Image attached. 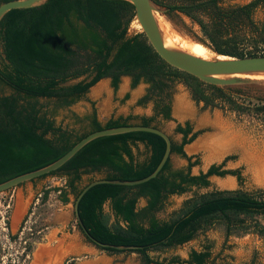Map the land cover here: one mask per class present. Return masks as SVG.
<instances>
[{"label": "trees", "instance_id": "1", "mask_svg": "<svg viewBox=\"0 0 264 264\" xmlns=\"http://www.w3.org/2000/svg\"><path fill=\"white\" fill-rule=\"evenodd\" d=\"M3 1L6 0H0ZM152 1L166 13L182 14L196 23L208 42L199 41L215 53L232 57L264 55V24L253 19L256 8L264 9V0L241 4H225V0ZM133 20V6L126 0H45L3 14L0 19V83L11 93H0V182L52 162L92 131L125 124L159 128L155 118L160 115L164 120L170 119L169 97L177 82L188 88L194 101L205 106L241 113L252 110L264 116V94L259 89L251 85L208 84L168 65L141 31L129 33ZM246 46L251 49L245 50ZM121 76L130 77L131 87L139 82L147 84L139 102L155 97L152 116H141L136 123L130 121L131 116L109 117L101 122L91 103V111L83 117L87 124L77 130L55 125L37 103L38 98L71 103L106 77L115 89ZM237 97L256 100L257 104L247 106ZM174 131L181 139L176 143L170 138L169 156L155 177L135 185L97 183L78 201L79 218L95 240L140 245L141 248L100 247L81 232L88 242L106 252H136L138 264H215L219 254L212 255L209 240H205L199 250L190 249L185 258L173 255L157 259L150 256L148 250L183 244L199 232H205L214 218L224 224L226 236L238 227L250 229L264 238V225L256 219L248 222L245 218L264 216V189L251 193L215 191L194 200L169 221L158 222L151 216L167 196L181 194L190 186H207L209 176L229 174L238 182L241 180L238 169L222 168L223 163H212L205 171L191 174L190 167L197 160L186 155L183 146L192 141L197 132L192 131L187 121L176 123ZM164 147L160 136L147 131L93 138L55 170L37 177L64 179L62 186L45 189L41 201L46 200L49 190L57 191L61 202L67 201V194L75 197L84 174L91 176L86 183L94 179V175L117 180L141 178L155 168ZM138 150L141 152L137 153ZM172 153L185 159V169L170 167ZM140 197L145 199V205L137 211ZM104 203L124 222V229H111L106 224L102 215ZM140 218L146 219V225L138 222ZM75 224L80 230L77 222ZM256 263L251 258L238 264Z\"/></svg>", "mask_w": 264, "mask_h": 264}, {"label": "rangeland", "instance_id": "2", "mask_svg": "<svg viewBox=\"0 0 264 264\" xmlns=\"http://www.w3.org/2000/svg\"><path fill=\"white\" fill-rule=\"evenodd\" d=\"M249 0H225V4H241ZM169 31L184 38L199 51L212 57L215 53L209 46L201 43L203 39L208 42L200 32L196 23L188 17L178 13H165L162 15ZM253 19L258 24H264V9L256 8ZM139 30L136 21L133 20L129 33ZM207 44V43H206ZM251 49L246 46L245 50ZM224 54H218V57ZM228 56V55H225ZM72 82L69 81L68 83ZM264 94V79L251 85ZM147 84L139 82L130 86V77L121 76L118 85L113 89L108 77L100 79L95 87H90L83 97L63 104L55 99L38 98L37 103L52 118L55 125L80 129L87 124L83 117L91 111V103L99 121L103 122L109 117L131 116V122H138L141 116H152L154 113L155 97L145 102H139L146 93ZM0 93L9 94L11 90L0 83ZM127 94V96H125ZM180 96V102L175 104V96ZM237 100L247 106L257 104L253 99ZM170 119L164 120L160 115L155 122L161 130L178 143L181 135L174 131L176 123L183 124L187 121L193 132H197L192 141L183 146L186 155L192 156L197 163L190 167L191 174L204 171L210 164H222L225 169H238L241 180L238 182L234 175L209 176L208 185L197 187L190 186L181 194L167 196L159 209L153 211L151 216L158 222L169 221L181 213L185 207L202 195H208L215 191H240L251 193L258 189H264V116L252 110L236 112L228 109L205 106L200 101H194L188 88L181 82H177L169 97ZM185 119V120H184ZM141 149V147H139ZM219 149V150H217ZM217 150V152H216ZM138 150L137 153H140ZM140 156V155H139ZM226 156H231L224 159ZM170 167L172 169H185L184 158L172 153L170 155ZM90 175H82L78 183L81 187L86 183ZM92 177H99L94 175ZM64 179L57 176H45L32 181H26L12 189L0 192V264H26V254L29 253L32 242L39 236H53L54 225L68 222L62 232L66 236H82V240L88 242L76 226L73 215V195H68L67 213L64 203L58 199V192L49 190L45 201H41L42 192L54 186H62ZM17 202L20 203L22 213L13 222L11 219L13 209ZM145 205V199L140 197L136 203L138 211ZM102 215L106 224L111 229H124L125 224L116 218L108 203L102 205ZM246 220L256 219L264 225L263 215L246 216ZM139 223L146 225V219H139ZM73 226V227H72ZM50 231V232H49ZM205 240L212 243V255L217 254L215 264L246 263L254 258L256 264H264V238L256 235L250 229L234 227L226 236L224 224L217 220H211L205 232H199L194 238L174 247H159L149 249L148 253L153 258L161 259L177 255L185 258L190 249L199 250ZM92 252L102 254L106 264H138V254L133 251L106 252L90 243ZM29 248V249H28ZM86 256L91 253L86 252ZM72 262V261H71Z\"/></svg>", "mask_w": 264, "mask_h": 264}, {"label": "water", "instance_id": "3", "mask_svg": "<svg viewBox=\"0 0 264 264\" xmlns=\"http://www.w3.org/2000/svg\"><path fill=\"white\" fill-rule=\"evenodd\" d=\"M44 1L45 0H6L0 2V19L3 14H5L10 9L27 8L38 5ZM126 1H128L133 6L134 20L139 26V31L144 34L148 43L156 52V54L168 65L181 71H184L196 77L202 82L221 87L252 85L262 80L244 77L242 75H264V55H251L242 57L221 55L224 56V58L218 57V54L210 58H202L193 55L179 47L170 45L165 42L162 29L159 27L158 22L156 20V13H159L161 15H164L166 13V10L164 8L159 7L152 0ZM128 131H147L160 136L164 140V151L155 168L149 174L134 180H117L107 179L103 177L94 178L79 187V191L73 199L72 208L74 218L81 232L88 240H90L95 245L114 249H139L141 248L140 245H115L95 240L83 226L78 215L77 205L83 193L94 184L110 182L121 185H135L155 177L164 162L166 161L167 157L169 156L171 144V139L169 135L160 128H156L152 125L125 124L92 131L80 138L78 141H76L65 153H63L60 157L53 160L52 162L37 169L13 176L7 180L0 182V192L12 189L26 181H30L34 178H37L44 174H48L49 172L55 170L68 158H70L79 148H81L85 143H87L93 138ZM16 206L17 204L15 205L11 216L13 222H16V220L20 217V214L22 213L21 206L19 207L18 212H16Z\"/></svg>", "mask_w": 264, "mask_h": 264}, {"label": "crops", "instance_id": "4", "mask_svg": "<svg viewBox=\"0 0 264 264\" xmlns=\"http://www.w3.org/2000/svg\"><path fill=\"white\" fill-rule=\"evenodd\" d=\"M95 84L91 87H95ZM179 102L180 96L176 95L175 104ZM66 196L68 198V195ZM68 200L69 198L66 202H63L65 206L64 213H67L66 204ZM67 222L68 219L64 222L58 223V225H54V228L56 229L53 236H46L44 234L32 242L29 253L30 257L26 264H61L65 258H67L68 264H106L104 256L102 254L92 252V249H94L92 248L93 246H91L90 243L88 244L84 242L82 240V236L64 235L62 229H64ZM86 252L91 253V255L86 256ZM63 264H66V262Z\"/></svg>", "mask_w": 264, "mask_h": 264}, {"label": "bare ground", "instance_id": "5", "mask_svg": "<svg viewBox=\"0 0 264 264\" xmlns=\"http://www.w3.org/2000/svg\"><path fill=\"white\" fill-rule=\"evenodd\" d=\"M156 20L158 22L159 27L162 29L166 43L179 47L193 55H196L202 58H210V56L204 54L203 52L195 48V46L191 43L190 39L184 38L176 33L169 31L168 25L166 24L161 14L156 13ZM242 76L249 77V78H255V79H264V75L262 74H244ZM16 207H17L16 212H18V209L20 207L19 202H17Z\"/></svg>", "mask_w": 264, "mask_h": 264}, {"label": "flooded vegetation", "instance_id": "6", "mask_svg": "<svg viewBox=\"0 0 264 264\" xmlns=\"http://www.w3.org/2000/svg\"><path fill=\"white\" fill-rule=\"evenodd\" d=\"M30 250H31V248H30ZM29 253H30V251H29ZM29 253L26 254L27 259H29V257H30ZM27 261H28V260H27ZM62 262H63V263L66 262V264H68L67 258H65ZM63 263H61V264H63Z\"/></svg>", "mask_w": 264, "mask_h": 264}]
</instances>
